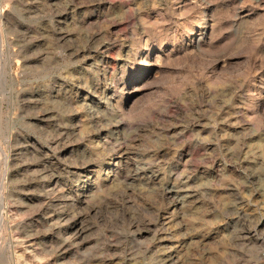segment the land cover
Instances as JSON below:
<instances>
[{
    "label": "rangeland",
    "instance_id": "rangeland-1",
    "mask_svg": "<svg viewBox=\"0 0 264 264\" xmlns=\"http://www.w3.org/2000/svg\"><path fill=\"white\" fill-rule=\"evenodd\" d=\"M0 264H264V0H0Z\"/></svg>",
    "mask_w": 264,
    "mask_h": 264
},
{
    "label": "bare ground",
    "instance_id": "bare-ground-1",
    "mask_svg": "<svg viewBox=\"0 0 264 264\" xmlns=\"http://www.w3.org/2000/svg\"><path fill=\"white\" fill-rule=\"evenodd\" d=\"M160 57V56H159ZM147 60H145V62H146ZM149 62V61H148ZM150 65V64H149ZM146 69V68H145ZM155 69V68H154ZM146 71V70H145ZM152 75V74H151Z\"/></svg>",
    "mask_w": 264,
    "mask_h": 264
}]
</instances>
